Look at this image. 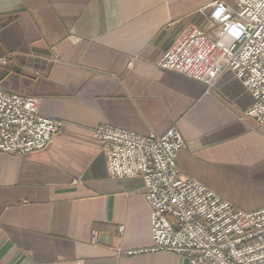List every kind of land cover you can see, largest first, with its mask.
<instances>
[{"label":"crops","instance_id":"crops-1","mask_svg":"<svg viewBox=\"0 0 264 264\" xmlns=\"http://www.w3.org/2000/svg\"><path fill=\"white\" fill-rule=\"evenodd\" d=\"M216 0H0V89L64 121L48 146L0 152V264H191L152 245L140 178L113 180L94 130L139 135L176 125L182 175L244 212L264 209V127L226 70L209 89L158 62ZM228 4L231 1L223 0ZM97 235L98 243L92 244Z\"/></svg>","mask_w":264,"mask_h":264},{"label":"built area","instance_id":"built-area-1","mask_svg":"<svg viewBox=\"0 0 264 264\" xmlns=\"http://www.w3.org/2000/svg\"><path fill=\"white\" fill-rule=\"evenodd\" d=\"M210 3L207 29L189 25L158 62L162 69L210 89L233 71L254 98L244 113L264 127V0ZM10 57L0 55V69ZM64 121L42 114L38 100L0 89V152L26 155L45 149ZM113 180L140 178L150 208L152 245L119 255L170 252L191 264H264V209L244 212L199 181L185 177L178 155L186 142L177 126L139 135L104 124L94 130ZM97 244V235L92 236Z\"/></svg>","mask_w":264,"mask_h":264},{"label":"rangeland","instance_id":"rangeland-1","mask_svg":"<svg viewBox=\"0 0 264 264\" xmlns=\"http://www.w3.org/2000/svg\"><path fill=\"white\" fill-rule=\"evenodd\" d=\"M228 2H230V0H227Z\"/></svg>","mask_w":264,"mask_h":264}]
</instances>
